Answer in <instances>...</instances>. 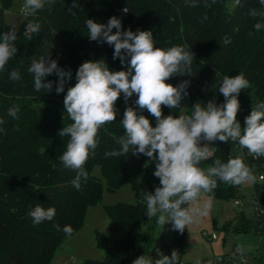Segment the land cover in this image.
Instances as JSON below:
<instances>
[{"label": "trees", "instance_id": "1", "mask_svg": "<svg viewBox=\"0 0 264 264\" xmlns=\"http://www.w3.org/2000/svg\"><path fill=\"white\" fill-rule=\"evenodd\" d=\"M228 1L51 0L49 3L46 0L43 9L25 18L24 23L29 19L39 23L40 32L28 40L21 28L15 42L18 51L0 71V120L3 121L0 123V264L52 263L55 252L69 237L63 231L64 226L71 225L75 233L83 225L87 209L102 200V179L93 173L96 165L101 167L110 191L142 175L134 202L105 205L108 231L95 232L96 245L105 256L101 260L87 258L85 264H132L137 256V237L148 218L142 193L154 192L159 186V179L153 175L155 162L150 158L133 155L131 148L125 156H105L106 152L120 148L116 141L124 134L120 121L126 107H133L152 124L148 111L135 104L138 98L135 94L127 102L121 94L116 102L117 120L98 131V146L84 166L88 179H82L81 189L76 190L71 183L76 172L64 168L59 159L69 137H60L58 133L72 123L63 104L68 87L65 85V91L60 94L55 92V83L50 93L46 89L35 90L33 75L28 72L32 59L48 55L57 60L60 67L72 71L74 83L78 67L86 61L103 59L110 70H126L119 59L113 60L114 46L88 37L87 19L107 24L115 16L121 20L124 31H151L155 47L185 46L194 54L191 76H173L167 81L174 86L190 81L188 95L181 101L182 107L186 106L185 113H190L198 101L206 104L215 100L217 105H222L224 97L218 89L223 77L243 73L250 83L238 96L237 120L243 128L253 106L264 102V29L256 32L254 25L260 18L249 15L250 9L264 10V6L259 0H239L230 9ZM13 2L0 0V34L5 32L4 12ZM122 8L128 11L117 15L116 11ZM14 69L19 71L20 81L9 78ZM57 80L55 74L45 78V82ZM13 106L19 108L18 118L9 115ZM182 107L171 110L162 106V113L178 116ZM236 145L231 140H217L213 156L199 166H211L217 158L227 162ZM258 164L264 173V157L259 158ZM209 194L216 199H230L240 195V188L218 181L217 188ZM253 198L262 214L255 216L254 221L239 214L225 224V229L241 234L254 227L264 239V180L254 184ZM37 204L55 207L54 219L34 225L29 211ZM57 224L60 230L54 227ZM149 239L152 241L147 255L153 260L177 250L183 264L187 228L181 234L166 224L156 237Z\"/></svg>", "mask_w": 264, "mask_h": 264}, {"label": "clouds", "instance_id": "2", "mask_svg": "<svg viewBox=\"0 0 264 264\" xmlns=\"http://www.w3.org/2000/svg\"><path fill=\"white\" fill-rule=\"evenodd\" d=\"M45 2L24 0L21 11L25 15H34L44 8ZM47 2L51 3V0ZM259 3L264 6V0H259ZM124 11L127 12V8ZM249 15L260 18L254 25L256 32L264 29V22H261L264 21V10L253 8L249 10ZM86 26L90 40L114 46L113 60L119 59L126 70H110L103 59L86 61L75 73L74 86L67 88L63 104L72 123L58 133L60 137H69L66 150L59 159L64 168L76 172L71 181L76 190L81 189L82 179H88L84 166L98 146V131L117 120L116 102L121 94L125 102L135 94L138 97L135 104L155 117L156 126L153 127L150 120L138 114L133 107H126L120 121L124 134L116 141L120 148L106 152L105 156H125L131 148L133 155L142 154L155 162L153 175L159 179V186L154 192L142 193L149 221L156 217L158 225L171 224L173 230L182 234L188 226L198 223L207 214L211 202L205 201L201 205L200 198L212 193L218 181L232 186L257 182V176L240 157L229 158L227 162L217 158L211 166H199L213 156L214 149L201 146V140H231L246 149L253 158L264 157V102L253 106L243 128L237 120L240 108L238 96L241 90L250 87L243 73L223 77L218 89L224 97L222 105H217L215 100L206 104L198 101L191 107L190 113L164 116L162 106L171 110L180 108L182 99L188 95L190 81L184 80L175 86L167 81L173 76H191L194 61L191 50H186L185 46L155 47L151 31H124L121 20L115 16L107 24L87 19ZM40 29L39 23H28L23 35L31 40ZM113 29H116L115 33ZM17 31L18 26L12 24L10 31L0 34V71L18 51L15 43ZM28 72L33 75L35 90L46 89L49 93L53 91L54 83L55 92L63 93L67 81L72 79V71L60 67L57 60L48 58V55L39 60L33 58ZM52 74L58 80L45 82V78ZM9 78L20 81L21 75L14 69ZM18 112V107L9 109L13 118H18ZM0 123L3 121L0 120ZM260 179L264 180V176ZM29 216L34 225L52 221L56 208L37 204L29 211ZM54 227L60 230L58 224ZM63 231L71 236L73 228L65 225ZM238 251L243 254L242 248ZM180 259V253L173 250L170 256L161 254L155 260L141 255L132 264H180Z\"/></svg>", "mask_w": 264, "mask_h": 264}, {"label": "rangeland", "instance_id": "3", "mask_svg": "<svg viewBox=\"0 0 264 264\" xmlns=\"http://www.w3.org/2000/svg\"><path fill=\"white\" fill-rule=\"evenodd\" d=\"M24 0H14L12 6L4 12V30H11L12 24L18 26L17 34L23 29L26 16L21 9ZM230 9L233 8V0L228 1ZM30 23V22H29ZM74 79L67 81V87L74 86ZM186 106L184 105L180 111L185 113ZM153 127L156 126L155 117L151 116ZM239 152V150H238ZM94 175L100 177L103 183V195L100 203L92 205L87 209L85 220L80 229L70 237L74 249L70 256L62 257L61 264H85L87 258L103 259L105 254L103 250L97 247L95 242V232L108 231V215L105 210V205L113 204L118 201H135V193L138 183L141 179L140 174L135 180L124 184L116 191H110L107 188L101 167L96 165L93 169ZM256 175V171H253ZM240 195L230 199H216L210 194H204L200 198L201 205L205 201H210V208L205 216L196 224L187 227V244L183 253V264H204L205 259L214 256H223L230 254L233 256L235 264L238 263L241 256L249 258V264H264V239L261 234L255 231L252 227L250 232L237 234L232 230H226L225 224L230 220H234L239 214H244L252 221L255 219L253 208L254 184L239 185ZM238 200L240 204L236 205ZM162 229L158 225L157 218L153 217L150 221L145 219L142 224L141 233L136 240L137 256L147 255L151 248L149 238L156 237ZM215 234L217 238H211ZM152 241V240H151ZM243 249V254H235L234 250ZM262 257V258H261ZM68 258V259H67ZM135 258V259H136ZM58 264H60L58 262Z\"/></svg>", "mask_w": 264, "mask_h": 264}, {"label": "built area", "instance_id": "4", "mask_svg": "<svg viewBox=\"0 0 264 264\" xmlns=\"http://www.w3.org/2000/svg\"><path fill=\"white\" fill-rule=\"evenodd\" d=\"M238 2H239V0H233V4L234 5H236ZM124 9L125 8H122V9L117 10L116 11L117 12V15L124 14L125 13ZM25 16L28 17L30 15H25ZM29 22L32 23V21L30 19L27 20V22L24 23L23 31L26 30L27 24ZM200 143H201V146L207 145L210 148H214V146L217 144V140L214 141V142H209V141H206V140H201ZM238 150H239V152H238ZM231 155H232V158L240 157V158L244 159L245 163L249 166V168L252 171H256L257 172L256 173L257 181H262L260 179V177L264 176V173L259 169V164H258L259 158H253L251 155H249L247 153V150L246 149H242L239 146V144L236 145L233 148V151H232ZM235 204L238 205V204H240V202L238 200H236L235 201ZM253 208H254L255 216L256 217H259L262 214V210H261V208L259 206L258 201L255 198L253 200ZM211 238L214 239V238H217V236L215 234H213L211 236ZM234 253L235 254H238V255L241 254L238 251V249L234 250ZM204 264H235V263L233 261V256L230 254L229 256L223 255V256H214V257H211V258L207 259V261ZM237 264H249V258L247 256H241L239 258V261H238Z\"/></svg>", "mask_w": 264, "mask_h": 264}, {"label": "crops", "instance_id": "5", "mask_svg": "<svg viewBox=\"0 0 264 264\" xmlns=\"http://www.w3.org/2000/svg\"><path fill=\"white\" fill-rule=\"evenodd\" d=\"M77 232V231H76ZM75 232V233H76ZM74 235V233L72 234ZM71 235V236H72ZM67 237L63 243L59 246V248L57 249V251L55 252V255L53 257V260H52V263L51 264H58V262L61 264L62 263V257L64 256H70L71 255V252L73 251L74 249V246L72 244V242L69 240L70 237ZM66 259V257H64V260ZM68 259V258H67Z\"/></svg>", "mask_w": 264, "mask_h": 264}]
</instances>
